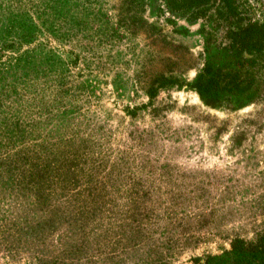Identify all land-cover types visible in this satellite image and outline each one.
<instances>
[{"label":"rangeland","instance_id":"374dc122","mask_svg":"<svg viewBox=\"0 0 264 264\" xmlns=\"http://www.w3.org/2000/svg\"><path fill=\"white\" fill-rule=\"evenodd\" d=\"M79 1L74 28L71 15L54 25L67 38L46 30L31 47L53 48L68 70L29 47L26 55L62 77L44 80L41 140L87 147L95 177L64 186L46 175L22 189L0 178V264H198L237 236L256 238L264 97L226 93L209 104L190 85L214 51L208 36L223 37L214 5L192 18L167 0H89L85 10ZM4 61L5 103L35 90V69L18 79L16 60Z\"/></svg>","mask_w":264,"mask_h":264},{"label":"trees","instance_id":"16d2710c","mask_svg":"<svg viewBox=\"0 0 264 264\" xmlns=\"http://www.w3.org/2000/svg\"><path fill=\"white\" fill-rule=\"evenodd\" d=\"M82 1L85 10L89 0ZM129 1L139 5L138 0ZM76 2L80 1L0 0V74L12 71L4 61L7 56L16 60L12 65L20 71L18 79L22 74L26 76L30 68L35 69L33 75L37 78L34 91L26 93L19 89L8 103L3 101L4 96L0 93V178L11 179L9 183L20 189L35 178L43 180L46 175L57 176L64 186L76 178L88 184L95 177V160H92V170L86 167L91 157L86 152L87 147L82 153L85 146L80 151L66 145H60L59 149L50 141H42V125L36 117L44 114L36 107L40 108L46 98V85L50 84L49 81L44 83L47 74L51 73L52 80L57 79L59 83L62 78L59 73L64 74L68 69L53 48L47 50L43 46L32 50L31 47L44 32L47 33L46 30L62 33L67 38L66 31L61 26L57 30L54 25L61 15H71L70 26L74 28ZM211 5L224 23L221 27L223 37L220 42H213L208 36V43L215 45L214 51L190 85L209 104H217L226 93L245 100L264 97V0H167L172 14L192 18ZM26 46L27 51L23 49ZM28 47L44 54L50 64L58 61L59 73L56 75L45 65L42 72L40 62L34 60L33 55H26ZM21 100L24 101L17 105ZM32 135L36 136L34 139L40 138V142L28 143ZM196 260L198 264H264V231L253 239L237 236L232 239L231 248L223 254Z\"/></svg>","mask_w":264,"mask_h":264}]
</instances>
